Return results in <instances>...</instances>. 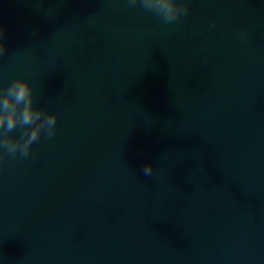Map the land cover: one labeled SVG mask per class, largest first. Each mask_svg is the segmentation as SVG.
I'll return each mask as SVG.
<instances>
[{"label":"water","instance_id":"1","mask_svg":"<svg viewBox=\"0 0 264 264\" xmlns=\"http://www.w3.org/2000/svg\"><path fill=\"white\" fill-rule=\"evenodd\" d=\"M189 9L0 0V83L59 113L0 161V264H264V0Z\"/></svg>","mask_w":264,"mask_h":264},{"label":"clouds","instance_id":"2","mask_svg":"<svg viewBox=\"0 0 264 264\" xmlns=\"http://www.w3.org/2000/svg\"><path fill=\"white\" fill-rule=\"evenodd\" d=\"M130 7L137 4L159 17L164 24H172L189 13V0H127ZM5 26L0 23V57L7 51ZM246 38V33H242ZM35 86L30 79L17 77L9 84L0 83V161L7 157L27 159L33 145L41 137L51 139L57 131L59 113L36 103ZM19 129V135L14 133ZM154 165L146 164L142 172L152 175Z\"/></svg>","mask_w":264,"mask_h":264}]
</instances>
